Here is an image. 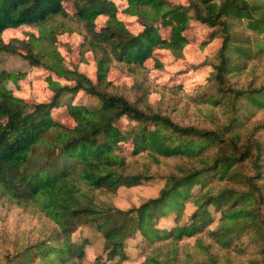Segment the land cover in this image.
Instances as JSON below:
<instances>
[{
	"label": "trees",
	"instance_id": "16d2710c",
	"mask_svg": "<svg viewBox=\"0 0 264 264\" xmlns=\"http://www.w3.org/2000/svg\"><path fill=\"white\" fill-rule=\"evenodd\" d=\"M68 1L0 0V54L73 82L52 80L51 98L30 102L6 87L20 72L0 69V210L31 220L0 228V264H264V0H119L136 31L115 0H71L73 11ZM191 21L216 40L194 67L206 69L204 82L162 86L146 61L161 68L158 49L182 57ZM23 24L37 32L3 40ZM73 32L96 79L63 66L56 36ZM114 67L128 84L112 82ZM150 85L181 94L207 126L149 103ZM79 91L97 102H76ZM62 107L71 125L53 115ZM152 180L163 182L155 196L115 204L122 187ZM88 228L101 238L93 261Z\"/></svg>",
	"mask_w": 264,
	"mask_h": 264
},
{
	"label": "rangeland",
	"instance_id": "374dc122",
	"mask_svg": "<svg viewBox=\"0 0 264 264\" xmlns=\"http://www.w3.org/2000/svg\"><path fill=\"white\" fill-rule=\"evenodd\" d=\"M184 1V0H178ZM72 1L65 2L64 6L69 11H73ZM114 3L117 6V16L123 20L126 25L132 31L138 30V26L135 23V18L129 17L124 14L121 9L124 2L115 0ZM106 16H99L97 18V26H101ZM37 32L36 28L23 24L17 28H8L3 32V40L7 42L10 38H26L27 32ZM161 33L167 37V30L162 29ZM187 38V45L183 49V56L176 58L167 50H155L153 57L161 62V68L153 67L154 61L149 58L146 61V65L151 68L149 76L154 79L157 83L162 86H178L180 85L184 91H191L195 89L198 85L204 82L207 71L205 68H194L199 62L203 60L206 53L212 51L213 44L216 40H210L209 29L197 22L191 21L189 27L183 33ZM57 50L63 58V66L65 68L72 69L76 67L80 72H84L86 75L92 79H96V64L93 60L92 54L87 51L83 55L80 54L79 46L81 45V36L76 33H63L56 36ZM215 47V45H214ZM0 69L7 70L9 72H20L16 74V77L11 82H6V87L8 90H12L18 96L25 98L28 101L44 100L48 101L53 92L51 91L49 84L52 80L58 81L60 84L72 85L71 80L65 77H59L54 72H50L43 67H30L25 60H22L18 56H12L10 54H0ZM109 78L114 84L126 85L130 82V77L126 75L121 69L113 68L109 72ZM131 97L134 98L136 94L130 93ZM164 98L163 100H161ZM74 99L76 102H89L90 104H95L97 99L91 97L79 91L75 94ZM149 103L154 105H160L164 107L171 115L172 119L181 124H199L201 126H207L198 123V117L196 110L193 108L190 102L183 99L181 94L178 95H161L154 87L150 85L149 96L147 97ZM161 100V103L158 102ZM187 102V103H186ZM66 107H62L59 110H53V115L57 117L60 122L66 125H71L72 120L66 114ZM176 109V111H172ZM165 110V111H166ZM131 144H126L124 146L126 151L131 149ZM160 180L146 181L142 184L134 187H122L119 189L114 202L116 205L122 208H127L133 204H138L142 200L153 197L157 194V191L162 185ZM191 207L187 206V211H190ZM1 217L5 218V221L0 220V228L6 227L8 230H16L17 228H23L25 223H30L31 220L24 215L18 214V209H12L9 212L0 210ZM218 216V213H214ZM167 222V220H166ZM86 235H90L92 242L86 247V257L89 261H93L95 256L100 253L101 243L99 234H95L93 237L92 228L85 230ZM187 241L192 242L193 239ZM139 240H135L132 247L138 244ZM139 249L132 248L131 254L137 255ZM135 259L125 261L122 264H134Z\"/></svg>",
	"mask_w": 264,
	"mask_h": 264
}]
</instances>
